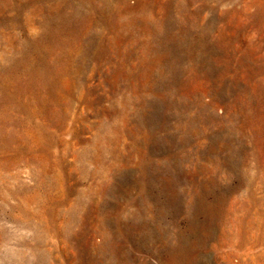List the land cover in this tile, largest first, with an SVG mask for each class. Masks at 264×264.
I'll list each match as a JSON object with an SVG mask.
<instances>
[{"label": "rangeland", "instance_id": "1", "mask_svg": "<svg viewBox=\"0 0 264 264\" xmlns=\"http://www.w3.org/2000/svg\"><path fill=\"white\" fill-rule=\"evenodd\" d=\"M0 264H264V0H0Z\"/></svg>", "mask_w": 264, "mask_h": 264}]
</instances>
